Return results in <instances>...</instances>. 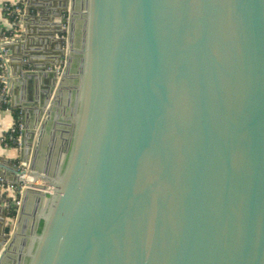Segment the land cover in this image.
<instances>
[{
	"label": "water",
	"instance_id": "1",
	"mask_svg": "<svg viewBox=\"0 0 264 264\" xmlns=\"http://www.w3.org/2000/svg\"><path fill=\"white\" fill-rule=\"evenodd\" d=\"M66 11L65 65L38 137L73 87L66 161L47 180L2 159L22 203L0 264L29 217L24 264H264V0H70ZM15 43L0 39L6 64ZM52 88L33 91L24 136Z\"/></svg>",
	"mask_w": 264,
	"mask_h": 264
},
{
	"label": "crops",
	"instance_id": "2",
	"mask_svg": "<svg viewBox=\"0 0 264 264\" xmlns=\"http://www.w3.org/2000/svg\"><path fill=\"white\" fill-rule=\"evenodd\" d=\"M69 0H0V29L8 33L17 34L11 41L19 40L14 47L4 50L5 60L1 57V63L4 68L0 70L6 80V98L10 108H3L2 95L0 94V137L7 132L15 123L14 112L18 113L24 127L28 123H33L36 117L34 104L31 100L35 89L44 90L53 84L52 94L41 120L33 130L32 138L24 137L21 132V138L25 142L30 140L29 152H21V147H4L0 142V163L2 159H10V163L22 164L27 157L30 164H34L36 170L44 177L56 179L61 167L66 161V141H67V121L72 108L73 87L69 85L63 88L61 97L58 98L53 115H51L39 142V131L45 118L51 102L54 100L57 91H59L58 81L61 74L46 70L48 66H60L65 61V54H62V22L65 19L66 7ZM12 3L23 5L22 15L17 23L16 29H13L9 17L6 15L4 4ZM65 51V50H64ZM10 52V53H9ZM66 53V52H65ZM27 65L22 69V66ZM32 74L28 81L23 80V74ZM55 80V81H54ZM25 132L27 128H24ZM0 175L7 181L15 179L16 175L0 165ZM39 178V177H38ZM37 183H46L43 178H39ZM50 186L48 183H46ZM17 186V185H15ZM52 186H50L51 188ZM13 190V191H12ZM17 195V188L10 189L7 193L0 186V237L5 236L6 227L10 226L11 232L15 229L16 217L9 215L7 200L9 197ZM36 206L30 208L32 213ZM24 227L18 234L16 242L5 255L3 264H24L25 253H27L32 238L33 220L32 217L23 221ZM9 234H7L8 236ZM9 237V236H8ZM9 240L0 246V258L4 253Z\"/></svg>",
	"mask_w": 264,
	"mask_h": 264
},
{
	"label": "built area",
	"instance_id": "3",
	"mask_svg": "<svg viewBox=\"0 0 264 264\" xmlns=\"http://www.w3.org/2000/svg\"><path fill=\"white\" fill-rule=\"evenodd\" d=\"M4 9H5L6 15L10 19V23H11L12 28L16 29L17 23H18L21 15H22L23 5L21 3H18V4L5 3L4 4ZM65 19H66V23H64L63 26H65V28H64L66 30L65 34L67 35V31L69 29V17L66 16ZM65 34L62 35V38H64L65 41H66L67 36H65ZM16 35L17 34L8 33L5 30L0 29V39H2V40L10 41L14 37H16ZM1 57H2V54L0 53V70H2L4 68V64L1 63ZM46 70L56 71L57 74L61 73V67H56L55 70L52 67H50V68H48ZM0 82L4 83V86H3L0 94L1 95H5L3 101L7 102V98H6L7 89H6V86H5L6 80L4 78L3 73H1V72H0ZM23 127H24V124L22 123V121L20 123H14L13 126L7 131L9 133L8 137H6L5 135H2L0 137L1 144H3L4 147H9L10 143L11 144H18V147H21V144H22L21 133H20L19 136H15V133H16V130L18 128L20 129V132H22ZM22 165H24V164L22 163L21 166ZM25 168H27V167L25 166ZM0 186L7 193L10 191L11 188L12 189L13 188L14 189L17 188V186H15V184L10 183L9 181H7L1 175H0ZM23 186H24V184H23ZM12 203H14L16 205L17 213H18V210H19V208L21 206V203H22V191L21 190L17 189V195L12 197V198L11 197L8 198V200H7L8 209H10Z\"/></svg>",
	"mask_w": 264,
	"mask_h": 264
},
{
	"label": "bare ground",
	"instance_id": "4",
	"mask_svg": "<svg viewBox=\"0 0 264 264\" xmlns=\"http://www.w3.org/2000/svg\"><path fill=\"white\" fill-rule=\"evenodd\" d=\"M68 5V7H70V0L68 1V3H67ZM61 76V75H60ZM55 81V80H54ZM60 85V77H59V81H58V86ZM30 131V132H29ZM25 135H27V137L28 138H32L31 136H33V130L32 129H30V128H27V130H26V132H25ZM25 137V136H24ZM25 141V138H23L22 139V142H24ZM25 147H24V150H25V153L26 154H28V152H29V147H30V141H26L25 142ZM23 163H24V165L25 166H27V167H30L32 164H30L29 163V161H28V159H27V157L24 159V161H23ZM2 163H0V165H1ZM3 166H5V164H2V167ZM5 168V167H4ZM6 169V168H5ZM8 170V169H7ZM22 178L24 179V181L26 182V181H28V183L29 184H31V185H33V186H36V187H38V186H40V185H43L42 183H37V184H35V182L38 180L39 181V178L38 177H36V176H33V175H30L29 173H28V171L22 176ZM47 185V184H46ZM48 186V185H47ZM47 190L48 191H51V192H53V188H50V186H48V188H47ZM7 240H9V239H7Z\"/></svg>",
	"mask_w": 264,
	"mask_h": 264
},
{
	"label": "trees",
	"instance_id": "5",
	"mask_svg": "<svg viewBox=\"0 0 264 264\" xmlns=\"http://www.w3.org/2000/svg\"><path fill=\"white\" fill-rule=\"evenodd\" d=\"M4 86V83L3 82H0V92L2 90ZM1 106L3 108H10L9 104L7 102H1ZM14 120H15V123H20L21 122V119L19 118V115L18 113L14 112ZM20 129L18 128L16 130V133H15V136H19L20 135ZM3 135H5L6 137H8L9 133L8 132H5ZM3 145V144H2ZM4 146V145H3ZM10 148H18V144H11L10 143ZM13 191V190H12ZM9 215L12 217V218H15L16 215H17V207L14 203H12L10 209H9ZM42 225H43V221H41V224H40V227H39V231H41L42 229Z\"/></svg>",
	"mask_w": 264,
	"mask_h": 264
},
{
	"label": "rangeland",
	"instance_id": "6",
	"mask_svg": "<svg viewBox=\"0 0 264 264\" xmlns=\"http://www.w3.org/2000/svg\"><path fill=\"white\" fill-rule=\"evenodd\" d=\"M66 13H67V14L64 16L65 18H66V16L69 17V12L66 11ZM64 23H66V19H65V22H64ZM64 23H63V24H64ZM63 24H62V25H63ZM62 28L64 29L65 26H62ZM65 33H66V32H65ZM65 33H64V34H65ZM62 35H63V34H62ZM65 36H67V35L65 34ZM62 44H63V43H62ZM66 44H67V42L65 41V43H64V47H66ZM64 65H65V64L63 63V65H60V66H48L46 69L52 67V68L55 70L56 67H61V73H62V71H63V69H64ZM23 69H24V68H23ZM61 73H60V74H61ZM23 164H24V163H23ZM26 167H27V166H26ZM22 168H25V166L22 165Z\"/></svg>",
	"mask_w": 264,
	"mask_h": 264
}]
</instances>
